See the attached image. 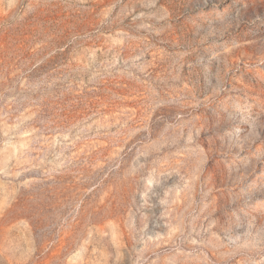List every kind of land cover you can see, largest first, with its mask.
<instances>
[{
	"label": "rangeland",
	"instance_id": "obj_1",
	"mask_svg": "<svg viewBox=\"0 0 264 264\" xmlns=\"http://www.w3.org/2000/svg\"><path fill=\"white\" fill-rule=\"evenodd\" d=\"M0 264H264V0H0Z\"/></svg>",
	"mask_w": 264,
	"mask_h": 264
}]
</instances>
